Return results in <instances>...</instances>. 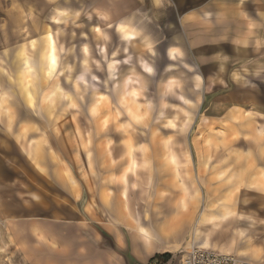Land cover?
I'll return each mask as SVG.
<instances>
[{
  "label": "clouds",
  "instance_id": "clouds-1",
  "mask_svg": "<svg viewBox=\"0 0 264 264\" xmlns=\"http://www.w3.org/2000/svg\"><path fill=\"white\" fill-rule=\"evenodd\" d=\"M47 3L54 5L49 19L56 27L51 31L45 25L38 42H32V99L24 101L45 121L46 131L56 132V124L73 109L75 116L87 121L85 131L89 126L98 128L99 120L93 118L102 102L104 116L121 113L127 117L129 110L142 109L141 127L145 129L153 122L150 115L158 112L155 123L164 128L176 126L175 135L180 137L187 118L208 97L220 91L239 95V100L230 99L229 112L239 115L237 134H243L251 146L246 153H231L229 159L235 157L233 167L241 160L260 166L255 172L258 186L247 185L259 196L245 195L238 202L247 205L258 200L264 211V0ZM158 64L163 65L160 71L173 76L163 93L156 87ZM14 83L16 87L0 85L4 101L0 133H12L10 110L23 96L17 91L22 81ZM122 127L137 131L132 123ZM17 133L23 139L19 128ZM174 146L184 166L190 167L186 144L177 141ZM49 179L55 181V177ZM188 179L191 199H197L196 179ZM238 193L239 186L234 195ZM171 196L159 184L153 188L152 175L147 173L143 179L118 185L110 200L97 192L99 202L84 201L82 212L78 208L69 211L55 203L45 207V197L20 179L0 178V264H123L122 250L139 260L138 253L149 236L155 241L165 235L161 206L182 209L184 199L189 198L185 190V197L173 205ZM76 199H80L78 194ZM232 216L249 221L246 228H236L237 239L247 238L249 245L238 255L249 258L246 264H264V246H251L257 230L264 234V218L236 216L235 212ZM121 225L126 232L118 230ZM54 231L65 239L58 242ZM105 232L115 247L102 235Z\"/></svg>",
  "mask_w": 264,
  "mask_h": 264
},
{
  "label": "rangeland",
  "instance_id": "rangeland-1",
  "mask_svg": "<svg viewBox=\"0 0 264 264\" xmlns=\"http://www.w3.org/2000/svg\"><path fill=\"white\" fill-rule=\"evenodd\" d=\"M14 1L0 0V18H3L0 20V85L16 87L14 82L22 81V88H17V91H22L23 96L19 105L10 110V114L14 115L12 133H0L4 142V147L0 149V178L6 181L20 179L29 189L39 191L45 197V207L55 203L63 209L71 211L78 208L82 212L84 201L91 203L97 199L99 202L97 192L110 200L113 190L125 183L122 176L129 163L126 144L130 142L137 153L138 175H129V171L126 183L137 177L143 179L144 174L151 173L153 188L159 184L161 190L170 191L173 205L185 197L187 190L189 198L184 199L182 209L167 204L161 206L162 219L166 218L165 235L161 239L180 247L178 252L173 253L175 264L179 263L184 251L204 244L210 246L208 249L232 253L246 263L249 258L238 253L247 251L249 245L247 238L237 239L236 228H246L249 221H238L232 213L253 219L257 216L264 218L258 200H252L247 205L238 202L245 195L259 196L255 188L247 185L255 183L258 186L255 172L260 165L257 162L251 166L241 160L233 167L235 157L229 159L231 153H246L251 146L243 134H237L238 128L232 130L233 125L239 126V115L230 114V99H223L219 93L208 97L200 110L187 118L180 137L175 135L176 126L164 128L155 123L158 112L150 115L153 122L145 129L141 127L144 122L142 109L129 110L127 117L121 113L104 116L102 102L97 116L93 118L99 120L98 128L89 126L90 130L85 131L87 121L75 116L73 109L56 124V132L46 131L45 121L34 115L24 101L32 99V42H38L45 25L55 31L56 26L49 19L54 5L45 0H23L24 4L20 5H25L31 14L21 22L19 13L9 15L10 9L20 6ZM12 16L14 33H3ZM162 67L158 64L156 77V87L161 93L173 78L171 73L160 71ZM2 100L0 98V105ZM137 121L140 123L137 124ZM127 123L136 125L137 131L133 133L131 128L122 127ZM18 128L23 139H19ZM107 128L110 129L108 133ZM109 140L114 143L109 145ZM177 141L186 144L190 167H185L178 158V150L174 146ZM173 155L175 161L171 159ZM50 176L55 177V181L50 180ZM189 176L196 179L199 189L197 199H191ZM161 180L168 183L161 184ZM105 181L108 183L105 184ZM237 186L239 193L234 195ZM77 194L79 200L76 199ZM53 236L58 242L65 239L58 231H54ZM251 246H264V234L257 230L252 235Z\"/></svg>",
  "mask_w": 264,
  "mask_h": 264
},
{
  "label": "crops",
  "instance_id": "crops-1",
  "mask_svg": "<svg viewBox=\"0 0 264 264\" xmlns=\"http://www.w3.org/2000/svg\"><path fill=\"white\" fill-rule=\"evenodd\" d=\"M47 2V0H45ZM14 3H18V5L20 4H24V1L23 0H15ZM12 11L9 12V15H14L15 13H19L18 16H19V19H21V22L24 18H27L28 17V14L30 15L31 13L28 12V9L25 8V5L22 7V5L20 6H17V7H14L13 9H10ZM29 18V17H28ZM31 18V17H30ZM3 18H0V20H2ZM12 20H13V16L9 18V23L10 24H6V28L3 33H10V34H13L14 32L12 31V29H14V26H12ZM10 25V26H9ZM13 32V33H11ZM242 39V37H241ZM26 63L29 62L28 59H26L25 61ZM30 67V66H29ZM26 71V70H25ZM24 71V72H25ZM24 77L26 78V76L24 75ZM221 97H223V99H235V100H239L240 97L239 95H234L233 93H229L227 91H220L218 92ZM3 105V100L1 101V105ZM105 127V126H104ZM102 127V128H104ZM239 126H232V130H236V128H238ZM109 128L106 129L107 133L109 132ZM131 135V134H130ZM134 146L132 143L130 142H127L126 144V154L128 156V165L126 166L127 168L124 170V173H123V181L128 182L127 179H129V175H135L137 176L138 175V164L136 162V159H135V155L137 154L134 150ZM38 149H36V152ZM171 159L173 161H175V156L173 155L171 157ZM131 172V174L128 175V172ZM134 179V178H132ZM118 230H122L123 232H126L127 229L124 228L122 225L121 226H118ZM102 235H104L105 239L109 242L110 246H113L115 247V242L114 240L112 239V236L109 235L108 233H103ZM206 245V246H205ZM201 248H209L210 246H208L207 244H204L202 246H200ZM179 248L180 247H176V246H173L167 242H165L163 239H158V240H155L153 241L152 238L149 236L143 243V246H142V250L138 253V256H139V260H137L136 257H133L131 255V252L130 251H127V250H122L121 251V254L123 256V264H172L174 263L175 264V259H173V253L174 252H178L179 251ZM117 259L119 260L120 257L117 256ZM180 263V261H179ZM179 263H176V264H179Z\"/></svg>",
  "mask_w": 264,
  "mask_h": 264
},
{
  "label": "built area",
  "instance_id": "built-area-1",
  "mask_svg": "<svg viewBox=\"0 0 264 264\" xmlns=\"http://www.w3.org/2000/svg\"><path fill=\"white\" fill-rule=\"evenodd\" d=\"M179 264H246L232 253L192 247L184 251Z\"/></svg>",
  "mask_w": 264,
  "mask_h": 264
}]
</instances>
